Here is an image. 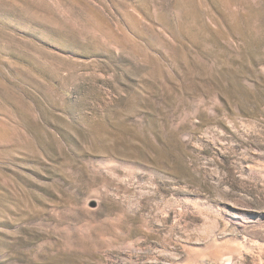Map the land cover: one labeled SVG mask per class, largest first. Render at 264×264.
Returning a JSON list of instances; mask_svg holds the SVG:
<instances>
[{
  "label": "rangeland",
  "instance_id": "1",
  "mask_svg": "<svg viewBox=\"0 0 264 264\" xmlns=\"http://www.w3.org/2000/svg\"><path fill=\"white\" fill-rule=\"evenodd\" d=\"M0 233V264H244L264 0H0Z\"/></svg>",
  "mask_w": 264,
  "mask_h": 264
},
{
  "label": "bare ground",
  "instance_id": "2",
  "mask_svg": "<svg viewBox=\"0 0 264 264\" xmlns=\"http://www.w3.org/2000/svg\"><path fill=\"white\" fill-rule=\"evenodd\" d=\"M251 218L247 220V225L250 223ZM255 236L258 238L262 237V232L255 233ZM252 248H256L257 250L253 251ZM244 264H264V245L256 244L250 247L249 252H246L245 256L243 257ZM235 264L233 262V258H230L229 263Z\"/></svg>",
  "mask_w": 264,
  "mask_h": 264
},
{
  "label": "crops",
  "instance_id": "3",
  "mask_svg": "<svg viewBox=\"0 0 264 264\" xmlns=\"http://www.w3.org/2000/svg\"><path fill=\"white\" fill-rule=\"evenodd\" d=\"M2 233H0V246L5 247L7 244H3L4 238L2 237ZM7 253V251L5 252V254Z\"/></svg>",
  "mask_w": 264,
  "mask_h": 264
}]
</instances>
